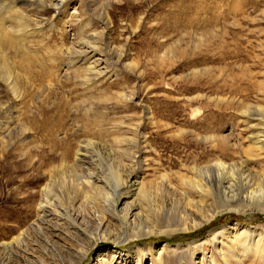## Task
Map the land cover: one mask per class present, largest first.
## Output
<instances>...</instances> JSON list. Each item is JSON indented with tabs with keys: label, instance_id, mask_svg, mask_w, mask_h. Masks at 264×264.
Wrapping results in <instances>:
<instances>
[{
	"label": "rangeland",
	"instance_id": "obj_1",
	"mask_svg": "<svg viewBox=\"0 0 264 264\" xmlns=\"http://www.w3.org/2000/svg\"><path fill=\"white\" fill-rule=\"evenodd\" d=\"M41 1L43 7L32 9L36 15H31L42 28L41 34L31 46L34 59L26 66H30L28 72L44 68L58 78L50 85L38 81L22 84L20 100L0 83L4 113H0V121L5 118L7 128L15 129L6 149L0 145L1 232L21 227L30 217L24 191L44 181L43 171L59 165L69 145L89 138L112 145L114 138L131 137L129 123L141 122L144 166L139 178L146 192L155 194L154 186L164 175L179 188V175L194 178L193 168L216 161L246 163L255 172L264 171V152L262 159L250 160L246 154L255 133L252 108L264 106V0H95L103 7L105 27L86 0H68L59 14L61 21L52 20L50 1ZM100 32L102 43L93 57L68 55L71 47L83 50L80 42ZM43 45L49 48L45 53ZM116 47L125 52L120 62L113 55ZM75 57L76 61L67 65L68 59ZM94 60L101 73L91 84L85 83L84 70ZM121 93H130L131 102L119 100ZM218 138L227 140L229 146H223ZM127 147H122L123 157L130 152ZM31 153L35 167L27 161ZM32 180L39 181L30 184ZM221 229L224 233L252 230L264 236V214L227 212L191 232L141 240L154 246L152 253H145L142 264H153L151 257L157 252L162 253L165 264H200L202 251V264L210 257L224 264L218 248H228L219 238L197 250L192 260L188 253L187 259H177L181 249L197 245L211 231ZM253 240L255 244L258 237ZM260 241L264 243L263 238ZM113 247L131 255L136 251L132 243ZM99 249L82 264H93ZM172 249L176 251L170 253ZM238 251L241 264H264L263 254L254 255L241 247Z\"/></svg>",
	"mask_w": 264,
	"mask_h": 264
},
{
	"label": "bare ground",
	"instance_id": "obj_2",
	"mask_svg": "<svg viewBox=\"0 0 264 264\" xmlns=\"http://www.w3.org/2000/svg\"><path fill=\"white\" fill-rule=\"evenodd\" d=\"M49 1L48 7L54 14L52 20L61 21L59 14L65 9L68 0ZM86 1L91 4L92 14L98 18L96 20H100L105 27L106 23L101 20L102 5L95 0ZM41 6L43 7L41 0H0V83L15 100L22 99V84L38 81L39 84L43 82L50 85L58 78L53 71L43 70L44 68L28 72L30 66H26V63L34 59L31 56V48L37 38L36 35L41 34L42 29L36 20L31 18L32 14L36 15L32 9ZM102 34L100 32L89 35L87 40L80 42L83 47L81 49H86L84 52L71 47L67 51L68 55L86 57L91 54L90 58L93 57L100 47ZM48 49L46 47V50L41 51L45 53ZM88 51L91 53H87ZM124 53L123 49L117 48L114 49L113 55L118 57L120 62ZM88 59L84 58L82 61L88 62ZM68 60L67 65H71L76 61V57ZM98 64V61L94 60L85 68L83 75L85 83L91 84L93 79L97 80L101 73L97 70ZM118 99L131 102L132 95L121 93ZM68 106L70 107V104ZM252 111L251 116L255 119L252 126L255 133L252 136L253 145L248 147L246 153L250 160L262 159L264 152V106L256 104ZM147 115L151 119V113L148 112ZM4 119L0 121L2 125L0 145L4 146L5 150V146L12 140L11 136L15 129H8L9 121ZM127 127L131 137L119 141L118 138H114L112 145L95 142L90 138L77 139L72 147L69 145L68 153L62 157L59 165L43 171L42 174L46 175V178L40 185L24 191L23 198L28 200L30 217H26L21 227L8 233L0 231V264H82L97 248L100 249L93 264H142L145 253H152L154 246L149 241L141 240H150L161 235L169 236L176 232H191L227 212L237 215L250 212L264 214V171L260 169L261 171L255 172L249 169L246 163L226 165L216 161L201 168H190L195 177L186 178L179 175V188L174 187L164 175L162 181L154 186L155 194L146 192L139 178L144 166L142 162L144 143L139 137L141 122L129 123ZM62 131L64 132L63 129ZM217 140L223 146H229L227 140L222 138ZM121 146H126L127 150H130L126 157L121 153L123 151ZM27 161L31 167H35L32 153L29 154ZM38 181L32 180L30 184ZM173 204L174 208L171 207ZM4 221L7 224L8 221L6 219ZM224 232L225 229L211 231L197 245L181 249L179 252L182 254L177 259L181 262L180 260H184L188 253L186 256H191L192 260L197 250L202 251V246L213 245L218 238L222 239L221 243L224 239L226 241L224 245L228 248L225 250L223 246L218 248L224 264H241L239 260L241 253L238 251L240 247L254 255H264V243L260 241L264 239L262 233L252 230L241 233L236 229L229 233ZM254 237H258L255 244ZM131 243L136 246L133 255L122 253L113 247ZM101 244L111 246L103 247ZM173 251L176 249H172L170 253ZM200 253L202 264L205 253L203 251ZM161 254L157 252L155 257H151L153 264H165ZM206 260L205 264H218L213 257Z\"/></svg>",
	"mask_w": 264,
	"mask_h": 264
}]
</instances>
